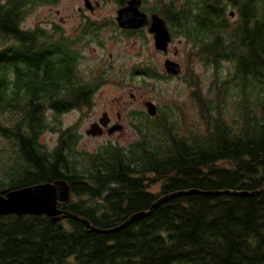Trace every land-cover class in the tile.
Returning a JSON list of instances; mask_svg holds the SVG:
<instances>
[{
	"label": "trees",
	"instance_id": "16d2710c",
	"mask_svg": "<svg viewBox=\"0 0 264 264\" xmlns=\"http://www.w3.org/2000/svg\"><path fill=\"white\" fill-rule=\"evenodd\" d=\"M60 1L0 0V136L9 156L1 165L10 161L0 167V191L64 179L71 196L59 206L95 229L148 213L114 232L71 218L0 215V264H264V189L254 196L179 194L151 209L181 190L264 186V0H158L154 11L193 43L194 56L216 74L221 62L233 64L226 79L238 94L233 114L222 109L225 84L214 80L211 99L191 72L198 122L139 114L136 141L95 152L75 147V125L49 127L44 95L36 94L54 92L64 107L57 116L90 105L98 86L78 75L76 50L57 44L50 52L22 25L35 8ZM48 128L60 132L53 149L40 139Z\"/></svg>",
	"mask_w": 264,
	"mask_h": 264
},
{
	"label": "rangeland",
	"instance_id": "374dc122",
	"mask_svg": "<svg viewBox=\"0 0 264 264\" xmlns=\"http://www.w3.org/2000/svg\"><path fill=\"white\" fill-rule=\"evenodd\" d=\"M97 1L100 3L97 7L98 17L111 19L117 16L116 12L119 9L117 1ZM190 1L193 3L198 0ZM157 3L158 0H143L142 10L145 12L154 11ZM79 7L84 8L83 1L61 0L58 6L55 7L41 5L33 10L22 25L24 28H31L38 22L46 25L45 21H51L52 19L58 23L63 18L65 19L63 25L65 29L72 31L81 21L78 17ZM231 11L232 9L229 8L227 14L233 18V16H230ZM97 40L98 45L97 42H91L89 47L86 44L81 46L82 59L79 66L80 73L84 78L89 74L92 75V69H94L92 72H102L104 70L106 81L98 89L101 97L97 102V106L93 111L82 108L57 116L49 115L51 123L59 129H65L72 125L76 126V134L79 135V138L76 140L75 147L78 151L95 152L105 142L109 141L121 146H127L136 141L139 137L136 125L140 124L138 113L140 110L147 112V106L142 102V99L147 100V102L153 101L159 107L158 114L150 117L154 121L157 117L166 114L172 115L171 120L181 125L183 124L182 117L186 114L188 122H198L199 116L189 86L191 72L197 75L203 93L211 99H214L216 95V88L213 86L214 80H216L218 86L225 84V102L222 103V109L228 118L233 114V101L237 99L238 94L236 93L235 84L233 82L227 84L226 80L231 78L233 64L228 61L221 62L216 74L215 67L212 64H207L199 57L194 56V51L196 52L197 48L194 49L193 43L189 42L183 34L174 35L167 55L158 52L154 48L153 37L147 31L129 36L120 35L117 28L112 30V27L108 25L101 31ZM192 49L194 51H191ZM175 50H177V54H174ZM165 57L175 59L182 64L183 70L180 75L165 77L159 74L163 70L165 71L163 64ZM146 65L152 66L151 77H146V75L141 77L134 73L137 69H143ZM154 74H157V76H154ZM132 94L135 95L136 100L132 99ZM116 99L120 103L126 104V106L121 105L122 108L120 109L122 114L121 123L124 129L113 133L105 131L103 135L96 136L87 134L86 131L90 129V123L102 115L103 109L112 107L113 104L110 102ZM128 113H134L133 123L127 117ZM1 120L5 123L3 115ZM59 134V131L48 130L42 134L41 142L47 148L53 149L58 142ZM5 146H7V140L0 136V167L3 168L10 165L9 160L1 165L3 159L9 157L1 151V148L4 149Z\"/></svg>",
	"mask_w": 264,
	"mask_h": 264
},
{
	"label": "flooded vegetation",
	"instance_id": "af4514ba",
	"mask_svg": "<svg viewBox=\"0 0 264 264\" xmlns=\"http://www.w3.org/2000/svg\"><path fill=\"white\" fill-rule=\"evenodd\" d=\"M79 1H83V6L84 8L79 7L78 8V17L81 19V21L78 22V26L75 27L72 31H67L65 29L64 23H65V19H61V22H56L54 20L51 19V21H45L46 25H42L41 23H37L36 25H34L32 28L36 40L39 43L38 46H43L44 48H48V51H52L55 49L56 45L58 44V46H65L66 47V51L68 50H76L77 51V69H78V75L80 77H82V74L80 73V69L79 66L81 64V59H82V53H81V46L83 45H87L89 47V44L91 42H97L98 45V38L99 35L101 33V31L105 28L108 27V25H110L112 27V30H115V28H117L120 31V35H135V34H141L142 32H146L149 35H152L153 37V41H154V45H155V39H154V34L150 32V26H151V15L152 14H157L159 15L157 12H145L142 10V4H143V0L141 2L140 5V10L145 12L147 14L148 17V23L141 28H120L118 26L117 20H116V16L115 18H106L104 19L101 17L97 16V7L100 5V3L95 0L93 2V0H88L89 1V6L86 5V0H79ZM117 1V0H115ZM118 2V1H117ZM119 4V3H118ZM127 4V0L126 3L122 6H119L118 8H121L123 6H125ZM117 14V12H116ZM159 17H161L162 19L165 20L166 25L171 33V41L169 42L168 46H167V50L163 51L160 49L156 50L160 53H163L165 55H167V53L169 52V45L173 40L174 34L173 31L171 30L169 23L167 22V20L162 17L161 15H159ZM64 27V28H63ZM101 42V41H100ZM71 43H74V47L71 46ZM54 47V48H53ZM95 49V48H94ZM68 54H70V52H67ZM174 54H177V50H175ZM172 60L176 63H178L180 65L181 71L183 70V66L180 62H178L177 60H173L172 58L169 57H165L163 60V64H164V68H165V61L166 60ZM140 67V66H139ZM152 66L150 65H146L143 69H137V71H135L134 73L137 75H140L141 77H151L152 74H150L152 68ZM142 68V67H141ZM94 71V69L91 70L92 75H87L85 78L82 77L84 80L86 81H91V83L94 84H98L97 88L93 91V94L91 96V100L89 102L90 105L83 107L84 108H88V110L93 111L94 108L97 106V102H99L100 100V93L98 92V89L102 86L101 84H103L106 81L105 75H104V70L101 72H92ZM98 73V74H97ZM160 75H163L165 77H172L175 75H172L170 73H168L165 69V71L163 70L162 72L159 73ZM154 76H157V74H154ZM37 95H44L43 100L41 101V110L43 111L44 115L47 118V123L48 126L53 128L54 125L51 123V120L49 119V115H54L57 114V112H59L58 110L63 109L62 106L58 107L55 104L54 101V92L53 91H49L48 93H46V89L45 88H38L37 90ZM99 94V95H98ZM47 95V96H46ZM133 100H136V97L134 94L131 95ZM47 97V98H45ZM120 98V97H119ZM142 102L147 106L148 103L150 101L147 102V100L142 99ZM110 103L113 104L112 107L109 108H105L102 110V115L100 117H98L97 120H94L93 122L90 123V127L92 125H95L97 131H99V133L97 135H103L105 133V131L109 132V133H113L116 131H121L124 129V126L121 123L122 120V114L120 112V109L122 108L121 105L126 106L125 103L121 102L119 100H115V101H111ZM151 103L154 104L155 106V110H156V114H158L159 112V107L155 104V102L151 101ZM76 110H80L78 108H74L71 109L69 111H76ZM67 111V112H69ZM66 113V112H64ZM145 113V115H149L148 112H144L142 110H140V112L138 114H143ZM62 114V113H61ZM132 114L134 113H128L127 117L130 118L131 123H133V120L135 119ZM48 130H50V128H48ZM47 130V131H48ZM45 131V132H47ZM52 131V130H51ZM44 133V132H43ZM60 136V135H59ZM91 136V135H90ZM42 138V136H41ZM79 138V135L77 134V139ZM108 143H113L111 141L109 142H105L103 145L108 144ZM114 144V143H113Z\"/></svg>",
	"mask_w": 264,
	"mask_h": 264
},
{
	"label": "water",
	"instance_id": "95a60500",
	"mask_svg": "<svg viewBox=\"0 0 264 264\" xmlns=\"http://www.w3.org/2000/svg\"><path fill=\"white\" fill-rule=\"evenodd\" d=\"M142 0H127V4L117 10L116 20L120 28H141L148 23L147 14L140 10ZM86 5L89 6V1L86 0ZM230 16H234V12H230ZM150 32L154 34L155 47L157 49L166 51L169 42L171 41V33L166 25L164 19L159 17L157 14L151 15V26ZM165 69L168 73L172 75H179L181 73L180 65L170 59L165 61ZM147 112L150 116L156 114L155 106L153 103L149 102L147 105ZM87 134L96 136L99 131H97L95 125H92L89 130L86 131ZM264 189L262 188L246 191V190H214V191H202L199 189H189L181 190L171 194H167L158 198L151 206V209L170 197L179 194H204V195H214V194H238L242 196H254L259 194ZM71 196V188L68 182L64 179H58L53 182H44L29 185L19 189L12 190H2L0 191V215L15 214L19 217L23 215H46L50 217L52 222H57L61 218H71L75 220H80L91 227L89 222L73 213H70L67 209L61 208L59 205L61 203H66ZM148 211H140L132 214L125 222L119 226L103 230L95 229L93 230L102 232H114L119 229L124 228L129 223L144 217Z\"/></svg>",
	"mask_w": 264,
	"mask_h": 264
}]
</instances>
